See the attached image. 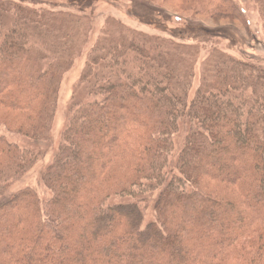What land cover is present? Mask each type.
<instances>
[{"label": "trees", "instance_id": "obj_1", "mask_svg": "<svg viewBox=\"0 0 264 264\" xmlns=\"http://www.w3.org/2000/svg\"><path fill=\"white\" fill-rule=\"evenodd\" d=\"M210 4L229 14V0ZM88 25L0 0V111L19 136L47 139ZM198 54L104 24L81 77L94 79L89 100L72 106L40 176L50 198L24 189L0 201V264H264V67L213 50L189 101ZM183 118L177 174L164 185ZM32 157L0 135V197ZM162 185L142 229L139 207Z\"/></svg>", "mask_w": 264, "mask_h": 264}, {"label": "rangeland", "instance_id": "obj_2", "mask_svg": "<svg viewBox=\"0 0 264 264\" xmlns=\"http://www.w3.org/2000/svg\"><path fill=\"white\" fill-rule=\"evenodd\" d=\"M31 8H46L87 17L89 29L87 40L80 55L73 59L72 66L61 78L58 86L56 109L47 139L33 142L15 133L7 125V116L1 114L0 135L8 143L26 149L33 154L32 165L24 170L17 181H10L0 201L15 192L32 189L40 202H46L51 194L42 186L40 176L52 163L57 154L61 134L66 127L73 105L89 100L88 91L94 79L81 82L87 54L100 37L107 21H115L124 27L144 33L171 39L179 43L196 46L199 49L194 77L188 94L189 101L199 87L200 66L213 50L237 59L264 67V10L261 0H229V14L212 10L210 0H14ZM239 9L243 17L237 12ZM244 18V19H243ZM6 122V123H5ZM9 128V129H8ZM189 131L186 118L178 123L173 138V150L165 168L166 180L177 174L176 162ZM152 192L145 203L140 205L144 229L154 220V204L163 186ZM120 200L110 198L107 204Z\"/></svg>", "mask_w": 264, "mask_h": 264}]
</instances>
